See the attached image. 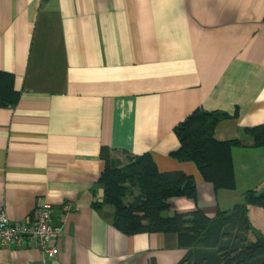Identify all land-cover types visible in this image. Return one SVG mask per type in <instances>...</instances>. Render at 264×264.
Segmentation results:
<instances>
[{
  "label": "crops",
  "instance_id": "1",
  "mask_svg": "<svg viewBox=\"0 0 264 264\" xmlns=\"http://www.w3.org/2000/svg\"><path fill=\"white\" fill-rule=\"evenodd\" d=\"M0 70L21 91L0 107V208L26 221L48 201L57 222L64 203L77 206L56 257L26 242L0 246V264L185 257L177 234L126 235L111 207L93 206L104 199V146L123 164L151 153L161 172L195 177L198 200L172 198L169 215L199 208L214 218L247 191L264 192V147L233 150V190L216 191L195 163L171 156L175 128L196 109L232 116L215 131L221 141L264 124V0H0ZM256 208L250 221L264 235Z\"/></svg>",
  "mask_w": 264,
  "mask_h": 264
},
{
  "label": "trees",
  "instance_id": "2",
  "mask_svg": "<svg viewBox=\"0 0 264 264\" xmlns=\"http://www.w3.org/2000/svg\"><path fill=\"white\" fill-rule=\"evenodd\" d=\"M15 74L0 70V107H14L21 91ZM237 115V114H236ZM236 117V116H235ZM232 118L229 113L196 109L176 128L180 147L171 156L193 162L203 179L216 191L236 188L233 150L264 147V124L246 128L241 137L221 141L215 137L219 124ZM105 163L100 182L104 199L93 206L113 209V225L126 235L161 232L177 234L187 254L178 264H264V235L251 224V207L264 210V192L249 190L230 210L211 218L202 209L169 215L172 198L198 200L194 176L183 171L161 172L151 153L120 164L110 147L101 149ZM139 188L133 203L125 197Z\"/></svg>",
  "mask_w": 264,
  "mask_h": 264
},
{
  "label": "built area",
  "instance_id": "3",
  "mask_svg": "<svg viewBox=\"0 0 264 264\" xmlns=\"http://www.w3.org/2000/svg\"><path fill=\"white\" fill-rule=\"evenodd\" d=\"M75 209L77 206L74 203H64L56 222L54 206L48 201L40 202L34 219L26 221H13L6 210L0 208V246H21L30 242L44 254L56 257L58 254L56 241L63 236L68 215Z\"/></svg>",
  "mask_w": 264,
  "mask_h": 264
},
{
  "label": "rangeland",
  "instance_id": "4",
  "mask_svg": "<svg viewBox=\"0 0 264 264\" xmlns=\"http://www.w3.org/2000/svg\"><path fill=\"white\" fill-rule=\"evenodd\" d=\"M116 157H118L117 158V161H120L119 163L122 165L123 163H122V161L123 160H125V158L123 157V156H121V155H117L116 154ZM120 157V158H119ZM121 159H123V160H121ZM142 194H141V191H140V189L139 188H134V190H133V192L132 193H130V194H128L126 197H125V201H126V203H133L134 201H135V199H137L139 196H141ZM256 208V207H255ZM256 209H258V208H256ZM258 211H260V209L258 210ZM255 221L257 220V219H255V218H253ZM258 222H262V220H261V218L259 217V219H258Z\"/></svg>",
  "mask_w": 264,
  "mask_h": 264
}]
</instances>
